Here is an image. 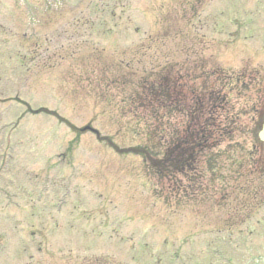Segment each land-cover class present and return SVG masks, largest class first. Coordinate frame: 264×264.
Segmentation results:
<instances>
[{"label": "rangeland", "instance_id": "374dc122", "mask_svg": "<svg viewBox=\"0 0 264 264\" xmlns=\"http://www.w3.org/2000/svg\"><path fill=\"white\" fill-rule=\"evenodd\" d=\"M61 2L0 0V264H264V0ZM213 71L235 124L214 111L192 193L131 149L185 121L144 112L145 85L189 105Z\"/></svg>", "mask_w": 264, "mask_h": 264}, {"label": "trees", "instance_id": "16d2710c", "mask_svg": "<svg viewBox=\"0 0 264 264\" xmlns=\"http://www.w3.org/2000/svg\"><path fill=\"white\" fill-rule=\"evenodd\" d=\"M149 89H152V91L155 90L153 88ZM155 94L165 101L169 98V93L165 85H161L159 91ZM202 108V102H196L193 109H188L187 115L189 121L184 142L180 146L177 145L175 148L164 150L162 158H156L159 155L155 153L154 148L149 150L144 148L139 149V153L150 162L151 169L157 172L158 175L162 174L164 178H168L174 173H182L179 166L186 164L185 159L189 161L188 166H193L200 154L208 148L209 142L213 141L211 131L213 132L215 124L213 120H209L202 126Z\"/></svg>", "mask_w": 264, "mask_h": 264}, {"label": "water", "instance_id": "95a60500", "mask_svg": "<svg viewBox=\"0 0 264 264\" xmlns=\"http://www.w3.org/2000/svg\"><path fill=\"white\" fill-rule=\"evenodd\" d=\"M260 138H261L262 141H264V128H263V131L260 134Z\"/></svg>", "mask_w": 264, "mask_h": 264}]
</instances>
